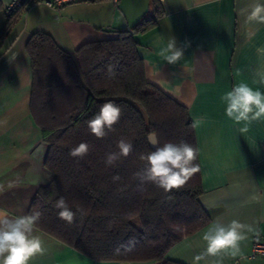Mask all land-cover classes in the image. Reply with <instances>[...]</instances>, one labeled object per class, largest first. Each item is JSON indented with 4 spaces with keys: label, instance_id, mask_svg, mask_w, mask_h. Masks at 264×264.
Masks as SVG:
<instances>
[{
    "label": "crops",
    "instance_id": "0c3cea01",
    "mask_svg": "<svg viewBox=\"0 0 264 264\" xmlns=\"http://www.w3.org/2000/svg\"><path fill=\"white\" fill-rule=\"evenodd\" d=\"M4 1L0 0V208L13 215L28 214L38 188L54 177L44 166L48 147L30 113L32 74L24 50L27 39L44 32L72 54L84 43L128 31L139 43L137 52L145 76L156 73L146 79L184 105L193 124L200 121L193 126L203 190L199 201L210 220L175 242L163 258L194 264V256L206 249L202 235L212 222L237 219L254 229L239 242V251L223 250L198 264H264V258L248 256L254 238L264 239V117L241 134L243 124L225 115L221 99L241 82L264 92V84L259 83L264 55L257 52L264 48V25H246L239 14L253 0H120L117 5L94 0L59 9L27 0L8 26L2 12ZM152 17L156 21L151 27L134 30L139 22ZM248 31L255 35L248 38ZM169 38L183 51L175 64L158 55ZM37 230L47 252L36 254L29 264H156L155 260H96Z\"/></svg>",
    "mask_w": 264,
    "mask_h": 264
},
{
    "label": "trees",
    "instance_id": "16d2710c",
    "mask_svg": "<svg viewBox=\"0 0 264 264\" xmlns=\"http://www.w3.org/2000/svg\"><path fill=\"white\" fill-rule=\"evenodd\" d=\"M155 21L145 19L134 30H145ZM138 45L123 30L115 38L84 43L72 54L44 32L25 42L32 74L30 113L48 147L44 166L54 175L38 188L28 214L39 211L38 229L96 260L181 264L163 255L210 220L199 201L200 171L168 193L133 174L145 167L139 155L154 150L149 132L157 134L161 145L186 141L196 147L193 122L184 105L146 79ZM108 101L122 114L114 130L98 139L86 122ZM121 138L132 142V153L106 165V154L118 151ZM81 142L89 144L88 154L70 156V149ZM117 175L120 180L113 182ZM60 197L76 212L72 224L61 220L53 207Z\"/></svg>",
    "mask_w": 264,
    "mask_h": 264
},
{
    "label": "clouds",
    "instance_id": "9594fccd",
    "mask_svg": "<svg viewBox=\"0 0 264 264\" xmlns=\"http://www.w3.org/2000/svg\"><path fill=\"white\" fill-rule=\"evenodd\" d=\"M239 14L245 18L246 25L250 23L264 25V2L253 0L251 4L240 8ZM254 35L252 31L246 33L248 38ZM257 52L264 55V48H258ZM158 55L163 57L167 63L175 64L183 57V51L176 47L174 38H169L166 46L160 49ZM155 75L154 71L146 73L150 79ZM259 83L264 84V74H261ZM221 99L226 105L225 115L236 124H243L239 129L241 134L249 131V125L253 121L264 117V92L258 88L254 89L247 83L241 82L234 85ZM121 114L122 109L108 101L102 104L99 111L86 122L87 127L92 135L102 139L108 132L114 130V125L118 123ZM198 123L200 121H194L193 126ZM147 139L153 145L154 150L139 155L145 167L142 171L133 174L141 183L151 182L168 193L173 189L182 188L195 173L200 171V166L196 163L199 155L197 147L186 141L179 143L166 141L161 145L154 131L147 134ZM116 147L118 151L106 154L105 164L108 166H114L121 157L126 158L133 151L132 142L125 138L119 139ZM89 148L88 143L81 142L70 149L69 155L82 159L88 154ZM112 179L116 182L120 180V177L117 175ZM53 207L57 209L58 217L66 223L72 224L76 219V212L70 208L64 197L57 199ZM77 211L82 212V209L77 208ZM40 216L39 211L25 215H13L7 209L0 208V264H29L30 259L36 254H46L45 242L37 230ZM253 231L251 225L241 223L237 219H232L227 223L219 220L213 221L202 235L206 249L194 256V264H198L206 256H215L227 249H232L235 254L239 251V242L247 238V233ZM132 243L134 240L130 239L129 244Z\"/></svg>",
    "mask_w": 264,
    "mask_h": 264
},
{
    "label": "built area",
    "instance_id": "2783aa9c",
    "mask_svg": "<svg viewBox=\"0 0 264 264\" xmlns=\"http://www.w3.org/2000/svg\"><path fill=\"white\" fill-rule=\"evenodd\" d=\"M27 0H5L4 4L2 5V12L3 15L7 20H10L13 18L24 6L25 2ZM88 1H94V0H40L44 5H46L49 8L59 9L64 5L70 4V3H77V2H88ZM114 5H117L120 0H109ZM249 258H264V239L255 237L250 252L248 254Z\"/></svg>",
    "mask_w": 264,
    "mask_h": 264
},
{
    "label": "water",
    "instance_id": "95a60500",
    "mask_svg": "<svg viewBox=\"0 0 264 264\" xmlns=\"http://www.w3.org/2000/svg\"><path fill=\"white\" fill-rule=\"evenodd\" d=\"M148 143H149V141H148ZM149 145H150L151 147H153V145H152V144H150V143H149Z\"/></svg>",
    "mask_w": 264,
    "mask_h": 264
},
{
    "label": "rangeland",
    "instance_id": "374dc122",
    "mask_svg": "<svg viewBox=\"0 0 264 264\" xmlns=\"http://www.w3.org/2000/svg\"><path fill=\"white\" fill-rule=\"evenodd\" d=\"M78 3H81V2H78Z\"/></svg>",
    "mask_w": 264,
    "mask_h": 264
}]
</instances>
